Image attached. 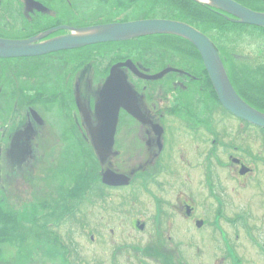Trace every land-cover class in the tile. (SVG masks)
Listing matches in <instances>:
<instances>
[{"label":"flooded vegetation","instance_id":"obj_1","mask_svg":"<svg viewBox=\"0 0 264 264\" xmlns=\"http://www.w3.org/2000/svg\"><path fill=\"white\" fill-rule=\"evenodd\" d=\"M108 3L0 0V38L39 36L40 43L74 30L125 23L114 20ZM102 7L104 13L98 10ZM148 18L164 17H148L147 9H140L127 21ZM127 41L0 57V67L10 60L32 63L0 68V201L5 210L19 213L22 229L29 211L50 212L56 196L81 195L83 202L74 210L83 211V232L88 233L92 215L97 221L91 242H109L102 227L110 226L111 264H121V255L126 264H150L144 259L183 264L181 231L187 226L217 249L213 264H264V127L218 104L198 51L199 56L179 49L149 53L135 51ZM246 45L243 53L251 57L233 62L264 71V58L257 57L264 55L263 35ZM179 59L183 66L171 63ZM116 65L123 77L112 79L124 80L135 98L128 109L118 108L113 124L111 114L99 115L96 108ZM240 97L264 113V100ZM14 198L16 206L9 202ZM118 223L134 232L123 242L111 228ZM43 227L52 237L66 239L63 217Z\"/></svg>","mask_w":264,"mask_h":264},{"label":"water","instance_id":"obj_2","mask_svg":"<svg viewBox=\"0 0 264 264\" xmlns=\"http://www.w3.org/2000/svg\"><path fill=\"white\" fill-rule=\"evenodd\" d=\"M220 9L235 19L233 22L264 28V13L251 10L234 0H195ZM174 34L190 41L198 50L207 70L212 85L221 105L236 116L253 124L264 127V114L245 103L235 92L223 68L221 59L212 41L197 29L178 21L165 19H144L126 23H109L75 30L68 35L37 43L35 36L25 40H9L0 38V57H30L51 52L72 49L80 45L123 41L148 34ZM116 65L111 69L110 78L102 89L101 102L97 104L96 113L104 116L112 115L108 121L117 122L119 107L132 106L134 93L124 80L115 81L112 77H123ZM117 69V70H116ZM119 88H116L118 87ZM108 99V100H107ZM109 109L108 107H112ZM115 109V112L112 110ZM96 148H99L96 145Z\"/></svg>","mask_w":264,"mask_h":264},{"label":"rangeland","instance_id":"obj_3","mask_svg":"<svg viewBox=\"0 0 264 264\" xmlns=\"http://www.w3.org/2000/svg\"><path fill=\"white\" fill-rule=\"evenodd\" d=\"M100 12L104 13V7L98 9ZM264 12V10H262ZM104 17V15H103ZM102 17V18H103ZM253 31H256L254 28ZM257 37L261 35L259 30L256 31ZM10 38H17L16 35H8ZM264 41V36H263ZM172 60L171 63L175 65H182L183 60L179 59L176 61ZM32 66L31 62L24 60H10L4 63L0 68L5 69L9 67H28ZM65 195L56 196L55 208L48 212L39 211L33 212L29 211L28 214H24L25 226L22 229L26 230L24 235L26 236V241L22 244L21 240L19 243L10 244L5 243L1 247L0 251V264H111V249L114 241L110 239L113 236L109 232L110 226L102 227V234L104 235V240L109 241L103 245L99 244V241H93L89 239V235L94 233L97 234V221H95V216H91L89 221V230L85 234L83 232V211L80 213L79 210H74V207L83 202L81 200V195H73L70 200H66ZM6 202V201H5ZM11 205H18V201L14 198L9 201ZM3 204V203H2ZM67 204L66 206H63ZM4 205V204H3ZM30 212L33 213L30 214ZM95 214V211H91ZM34 213L37 215L35 216ZM39 214H42L38 217ZM31 215V216H30ZM65 215V216H64ZM63 217V222H65V227L62 229V234L65 236V240L62 239L63 244L67 247L66 258H64V251L61 252V242L55 241L51 234L46 233L43 226H47V223H54L60 221ZM42 230H41V229ZM113 230L115 231L116 239L118 242L125 241L128 237H131L134 232L129 225H121L120 223L114 224ZM30 230V231H29ZM65 230V231H64ZM152 228L151 231L152 232ZM51 229H49V232ZM174 232V233H173ZM173 234H176L173 231ZM58 233V232H57ZM178 233V231H177ZM148 233L143 235V240L148 239ZM181 234L183 235L184 241V254L182 257L183 264H213V260L219 255L217 249L214 247L212 242L208 239L202 240L206 237L204 234H199L194 228L190 226L183 227ZM19 235V233H18ZM137 237L141 236L140 233H135ZM69 236V238H68ZM62 237V236H61ZM63 238V237H62ZM141 240V239H140ZM57 242V243H56ZM60 244V245H59ZM144 242L139 245H143ZM196 246L200 247V251L197 252ZM55 252V253H54ZM172 258V257H171ZM150 264H159L153 259H144ZM124 256H120L121 264H126ZM176 259L173 261L177 264ZM134 264V263H131Z\"/></svg>","mask_w":264,"mask_h":264},{"label":"trees","instance_id":"obj_4","mask_svg":"<svg viewBox=\"0 0 264 264\" xmlns=\"http://www.w3.org/2000/svg\"><path fill=\"white\" fill-rule=\"evenodd\" d=\"M110 4L114 10V20H130L138 16V10L147 9L148 17L162 16L188 23L206 34L216 46L221 59L226 67L228 77L238 94L245 97L264 100V71L261 67H249L240 63H234L235 59L249 58L251 56L243 53V47L249 39L256 38L255 33L250 29L262 31L257 28L238 23L229 19L230 15L225 12L199 3L194 0H103ZM241 4L252 8V6H264L261 0H236ZM264 36V34H261ZM184 40L174 35H150L132 39L126 43L134 44L135 51L152 52L155 50L179 49L184 53H193L199 56L193 47L185 48ZM186 42V41H185ZM143 45V48L136 46ZM188 44V43H187ZM242 45V46H241ZM247 46V45H246ZM189 49V50H188ZM264 58L263 56H257ZM232 60V61H231ZM215 100L216 95H214ZM18 217L6 211L0 202V243L8 241L12 235H18ZM20 232V231H19Z\"/></svg>","mask_w":264,"mask_h":264},{"label":"bare ground","instance_id":"obj_5","mask_svg":"<svg viewBox=\"0 0 264 264\" xmlns=\"http://www.w3.org/2000/svg\"><path fill=\"white\" fill-rule=\"evenodd\" d=\"M258 111V110H257Z\"/></svg>","mask_w":264,"mask_h":264}]
</instances>
